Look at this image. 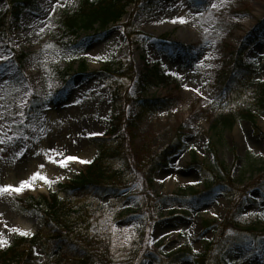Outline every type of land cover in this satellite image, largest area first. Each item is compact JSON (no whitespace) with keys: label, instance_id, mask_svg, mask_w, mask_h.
I'll return each instance as SVG.
<instances>
[{"label":"rangeland","instance_id":"rangeland-1","mask_svg":"<svg viewBox=\"0 0 264 264\" xmlns=\"http://www.w3.org/2000/svg\"><path fill=\"white\" fill-rule=\"evenodd\" d=\"M79 2L60 0L63 7L53 12L55 0H39L41 8L25 9L8 40L0 37V56L9 57L0 59V96L4 97L0 104L7 106L0 108L5 115L0 120L5 125L0 132L19 137L0 145L4 149L0 152V185L18 186L41 171L56 181L52 190L59 191L60 183L73 180L88 163L71 162L67 168H60L36 153L56 149L66 156L92 161L100 151L94 138L105 137L115 115H123L120 133L124 135L123 153L128 158L111 160V168L117 171L113 182L120 191L83 201L92 213L91 233L101 246L102 257L95 264H196V257L204 252L216 231V226L205 227V221H222L236 193L247 186L255 200L246 197L236 218L242 226L254 222L258 228L255 233L260 234L264 227V188L255 184L264 176V109L258 104L264 86V24L258 27L264 22V0H227L219 10L210 5L220 0H203L197 7L192 0H139L105 32L75 37L64 33L62 17L65 11H74ZM8 4L9 0H0V14ZM178 17L189 22L173 23ZM41 28L44 31L37 36ZM241 44L248 48L242 59L256 73L244 94L228 98L217 94L219 75L233 69L235 61L229 55ZM15 53L26 55L22 69L17 60H10ZM209 56L212 58L206 59ZM82 58L88 65L87 73L94 75L81 72ZM227 60L231 63L224 67ZM156 62L178 82L142 91L140 78L146 66ZM104 66H110L117 75L104 72ZM125 73L132 74V78ZM184 85L199 88L202 95L186 90ZM62 88L65 91L60 95ZM26 91L47 101L40 112L28 113L30 96H25ZM169 95L179 97L180 103L147 116L138 128L127 125L139 112L134 99ZM22 99L27 100L23 108L27 119L20 123L16 116V124L8 131L7 125L19 111L17 104ZM247 113L254 114L257 127ZM224 117L233 118L234 125L224 126ZM37 125L33 132L32 127ZM178 130L184 133L183 146L166 165L151 170V162L173 142ZM117 134L109 138L116 139ZM210 140L218 145L229 178L226 174L216 180L220 190L214 198L200 203L174 199L172 205L179 212L169 213L174 207L161 201L160 195L204 188L205 179L193 159L198 165L214 164L208 148ZM75 141L82 145L73 147ZM24 149L23 156L17 158L16 153ZM41 163L45 164L42 170ZM46 193L47 185L38 181L35 190L0 196V233L9 242L0 245V250L13 243L17 233L12 228L36 233L40 225L38 213L20 212L10 196L39 197ZM226 224L225 234L218 227L220 240L233 233V218ZM221 247L227 260L237 264H264V239L249 240L247 244L225 241ZM36 250L44 258L42 246H36ZM181 251L185 254H178ZM209 264H216V259Z\"/></svg>","mask_w":264,"mask_h":264},{"label":"trees","instance_id":"trees-1","mask_svg":"<svg viewBox=\"0 0 264 264\" xmlns=\"http://www.w3.org/2000/svg\"><path fill=\"white\" fill-rule=\"evenodd\" d=\"M139 0H80L78 7L74 11H65L62 17V24L64 26V33L79 36L81 33L103 32L122 20L124 15L128 12V7L136 4ZM154 2V0H149ZM195 6L203 4V0H192ZM26 8L39 9L37 0H11L9 8L0 15V35L8 39L13 26L20 20L22 12ZM264 24L261 22L259 26ZM189 49V47L183 46ZM246 49L245 45H241L233 51L229 58L235 61L234 70L228 73H221L219 75L220 84L218 85V92L220 94H227L229 98H237L238 95L244 94L254 81L256 70L247 66L242 61V53ZM20 64L25 59V54L22 53L15 58ZM232 60V59H231ZM231 60L225 62V66L231 63ZM123 68V67H121ZM79 69L87 76H92L94 73L88 72V65L84 59L80 60ZM103 71L117 75L110 66H104ZM126 76L132 78V74L125 73ZM222 76V77H221ZM174 82L171 75L162 72L158 64L150 66L143 74L141 87L147 90L150 87H160ZM142 90V91H143ZM63 92V91H61ZM139 112L132 119L128 120L127 125L133 128H138L139 124L149 115L155 114L159 110L170 109L180 103L179 97L166 96L163 98H138L135 99ZM120 102V101H119ZM117 102L116 104H118ZM30 111L38 112L44 105L40 98L32 96L30 99ZM261 109H264V86L261 89L260 99L258 101ZM115 107H117L115 105ZM254 121V126L257 127L254 114L247 113ZM122 116L116 115L112 122V126L108 134H114L120 131L124 125L122 123ZM124 119V118H123ZM130 121V122H129ZM140 122V123H139ZM219 121H216L218 123ZM138 123V124H137ZM215 123V124H216ZM235 121L233 118H223V124L226 127H232ZM127 129V126H125ZM181 130L177 131V136L171 144H169L156 158L151 162L150 169L158 165H166L169 157L177 152L182 145ZM124 135L120 133L114 141L108 138H97L96 141L100 146L99 155L94 162L89 164L84 172L76 176L69 183L60 184V189L65 196L62 197L58 192H52L48 198L41 195L40 197L27 196L26 198H15L18 210L23 213L36 210L40 214V228L37 234L33 237H23L17 234L14 243L0 252V264H95L102 255L100 254L99 240L91 234V212L84 204V200L88 199L99 192H106L115 183L113 178L117 171L111 168V160L115 158L127 159L124 152ZM208 148L211 151L214 164L209 167L207 165L199 166L198 161L194 159V164L199 166L203 176L206 179L205 189L203 191H196L193 188L181 189L172 195H160L161 201L165 200L167 204L174 202V199H186L188 197L197 200L202 198H209L215 192L217 179L222 178L229 173L225 168V163L220 159L218 145L210 140ZM215 170H218L216 173ZM225 172V173H224ZM237 181V180H236ZM239 181V180H238ZM243 181V179H242ZM264 176L257 183L264 184ZM114 188V187H113ZM250 187H244L242 192H237L233 201H231L228 214L223 222L205 221V226H215L223 229L228 227L227 222L232 220L234 215L239 210L240 206L245 201L246 193ZM175 209L171 213H176ZM237 233L241 234L243 241L247 240L244 237L248 234H255L258 230L256 224L236 227ZM260 232V236L264 237V227ZM220 230L217 229L213 240L208 241L205 245V251L196 258L197 264H209L213 258L216 259V264H225L222 259L215 255L220 249L226 239L220 240ZM236 237V236H233ZM216 238L219 239L216 241ZM227 240L229 238L227 237ZM41 244L46 253L43 262H40V257L36 254L35 246ZM179 254H184L181 252ZM178 256V254H176ZM219 258V259H218ZM229 264V263H226Z\"/></svg>","mask_w":264,"mask_h":264},{"label":"snow or ice","instance_id":"snow-or-ice-1","mask_svg":"<svg viewBox=\"0 0 264 264\" xmlns=\"http://www.w3.org/2000/svg\"><path fill=\"white\" fill-rule=\"evenodd\" d=\"M226 3H227V0H220L219 4L218 3H212L210 5V7L212 9L219 10ZM58 7H63V5L60 3V0H55V3H53V5H52V11L55 12V9ZM172 22L173 23L179 22V23L183 24V23H188L189 21L186 20L184 17H178L176 20H173ZM29 27H32V25H29ZM43 31H44V29L41 28L39 30V32L36 33V35L39 36ZM51 47H54V46L53 45H46V48H51ZM210 58H212V57L211 56L206 57V59H210ZM0 59L8 60L9 57L8 56H0ZM96 59H100V58L96 57ZM208 67H211V65H209ZM173 75H176V74L173 73ZM48 87L51 88L52 85L49 83ZM184 87L186 90L194 91L197 94L202 95V93H200L199 88L189 89L187 85H184ZM20 90L21 89H17V91H20ZM31 95H32L31 91L25 92V96H31ZM49 95H50V93H49ZM2 99H4V97L0 96V100H2ZM26 105H27V100H25V99H22L17 104V108L19 109V111L16 112L12 116V122L7 125L8 131H12L13 125L16 124V119H15L16 116L20 117V123H23V121L25 119H27V117L25 116V113L23 112V108ZM0 108L7 109V106L0 104ZM4 119H5L4 113L0 112V120H4ZM4 127H5V125L0 124V129H2ZM37 127H38V125L32 127V131L35 132L37 130ZM40 131L43 132V128H40ZM89 135L90 136L103 135V133H90ZM5 137L7 139H5ZM27 138L28 137H25V139H27ZM13 139H19V137H8L7 132H0V145H4L8 142H11V141H13ZM193 147L195 148V145H193ZM2 151H4V149L0 148V152H2ZM24 151H26V149L17 152L16 153L17 158L20 156H23ZM36 155L37 156L43 155L48 163L53 164V165H57L60 168H67L71 162H79V163H90L91 162V161L81 160L78 157L71 156V155L66 156V155H64V153L58 152L56 149H49L47 152H44L43 150H41V152H37ZM44 167H45L44 163H41L39 165V168L41 170L44 169ZM38 181L43 182V184H46L49 188H51L52 185L56 182V181L49 179L46 175H42L41 171H36L28 179L22 180L18 186H14L11 184L0 185V196H3L5 194H11V193L21 194L25 190H35V185H36V182H38ZM196 182H198V181H193V183H196ZM213 215H216V213H213ZM5 227H7V225H5ZM11 231L14 233H17L23 237H28V236L34 235V233H31L30 231L21 230L20 228H12ZM8 243L9 242L6 239L2 238V233H0V245H7ZM194 251H196V250L194 249Z\"/></svg>","mask_w":264,"mask_h":264},{"label":"bare ground","instance_id":"bare-ground-1","mask_svg":"<svg viewBox=\"0 0 264 264\" xmlns=\"http://www.w3.org/2000/svg\"><path fill=\"white\" fill-rule=\"evenodd\" d=\"M138 73H139V75H140V72H138ZM65 142H67V141H65ZM75 143H77V145H75V146H73V147H77V148H78L79 146L82 145L81 142H78V141H75L74 144H75ZM71 144H72V143H71Z\"/></svg>","mask_w":264,"mask_h":264}]
</instances>
